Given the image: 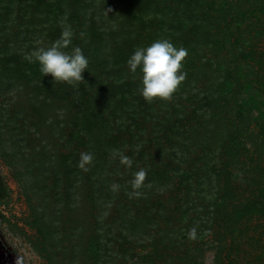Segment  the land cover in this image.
Listing matches in <instances>:
<instances>
[{"label":"rangeland","instance_id":"rangeland-1","mask_svg":"<svg viewBox=\"0 0 264 264\" xmlns=\"http://www.w3.org/2000/svg\"><path fill=\"white\" fill-rule=\"evenodd\" d=\"M262 5L264 0H165L162 6L170 7L173 14L155 10L156 15L150 12L147 17L136 4L141 20L135 27H147L144 35L157 36L149 46L160 39L173 43L170 35L180 22L207 29H201L198 37L190 31L181 34L175 47H182L185 39L191 43L183 64L186 80L170 102L159 100L154 109V102L149 103L156 114L153 123H179L187 135L186 144L177 148L181 153L169 150L168 145L165 149L169 151L160 152L153 124L144 122L139 125L147 129L145 138L153 141L148 155L154 158L138 160L140 130H134L132 137L121 132L119 138L132 145L133 149L123 153L133 164L128 168L119 161L110 169V177H105L109 183L97 186L106 190L98 201L90 186L80 190L71 185L74 179L62 168L67 154L81 146L75 122L59 114L66 130L54 136L32 89L21 92L11 85L0 87L1 264H16L18 254L25 257V264H264ZM71 6L63 18L70 19L71 11L77 10L72 1ZM122 7L117 15H128ZM14 9L12 19L17 5ZM32 11L37 16L32 20L39 22L36 8ZM95 22L89 19L82 27L102 26ZM121 27H115L116 31ZM22 28L14 27L17 33L0 38V53L13 47L10 41L15 42L20 31L27 41L41 37V43H51L46 32L39 36ZM207 33L214 36L205 40ZM218 35L221 48L215 44ZM117 41L122 45L130 40L120 37ZM132 42L125 52H131ZM138 81H142L141 72ZM53 103L49 110L45 107L51 120L61 105L72 117L76 112L71 102L62 103L55 97ZM217 113L220 121L213 118ZM206 127L219 134L207 139ZM221 134L229 136L225 145L220 142ZM224 147L231 152L225 153ZM204 165L210 169L192 180L191 189L180 186L174 175L168 184L164 182L165 172L200 171ZM140 168L147 170L145 185L138 197H130V181ZM113 183L120 185L119 191L108 193ZM193 227L197 238L190 240L188 232Z\"/></svg>","mask_w":264,"mask_h":264},{"label":"trees","instance_id":"trees-1","mask_svg":"<svg viewBox=\"0 0 264 264\" xmlns=\"http://www.w3.org/2000/svg\"><path fill=\"white\" fill-rule=\"evenodd\" d=\"M71 1L74 2L77 10L71 11L70 19L67 17L63 18L62 15H68L69 8L72 7ZM95 2L97 3V0H0V38L2 37L3 39L4 35H9L12 31L14 34L17 33L18 30L14 31V27H23L21 30L24 28L31 29L32 34L37 33L39 36L44 31L51 40V43L48 40L45 43H41V37H38L36 41H27V38H23V35L21 36L22 31H20L19 35H16L17 40L15 42L13 40L10 41L12 42L11 45H13L12 48L7 46L8 41H6L7 49L5 48V51L3 49L0 53V56H4L0 57V87L11 85L13 88H20L21 92L26 89H32L36 96L35 99L42 104L43 108L41 110L44 111L45 123L52 127L54 136L57 132L62 136L66 130L64 120H59L60 115L61 118L67 117L68 120L71 119L75 122V128L78 130L76 140L80 142L81 146L72 149V151L69 150L65 165L62 168L66 170L69 177L74 179L73 182L72 180L70 181L71 185L78 186L80 190L86 185L90 186L89 189L95 195V200L98 201L99 195L106 192L102 187L98 188V184L106 185L109 183L106 181L108 178L105 179V177H110L107 174H110V169L119 162L118 156L113 158L112 150L124 152L127 148L133 149L132 145L129 147L130 143L128 140L123 141V139L119 138L121 132L129 133L132 137L134 130H140V135L137 137L138 143H140V147L137 146L139 150L136 152L139 155L138 160L146 156H150V159L153 157L148 155L153 141L145 138L148 134L147 129L146 127H140L139 124L144 122L153 124L152 133L156 135L154 141L160 147V152L163 153L171 149L179 151L180 143L186 144L187 135H185L179 123L172 124L167 120L158 124L153 123L156 119L154 117L156 115L154 114L155 110L152 112L150 108L152 105L140 95L141 93H138L140 86H143L142 81H138L139 74L142 71L138 69L133 74L127 64L136 49L148 47L157 37L156 35H144L142 32L147 31V27H135V24L141 20L139 17L141 14L137 12L136 4L144 8V14L147 17L151 14L156 15L155 12L159 10H161L159 13L165 11L164 15H167L168 11L173 14L174 11L169 10L170 7L162 6L165 0H99L98 4ZM38 3L39 5H37ZM16 5L18 12L16 17L12 19V13ZM123 5L130 17L128 15H117L118 9ZM33 7L38 12L39 22L32 20V16H36V13L32 11ZM96 7L98 10H96ZM159 7L163 9H159ZM261 7L260 12L264 13L263 5ZM227 11L229 13V10ZM89 19L91 23L92 19H96V22H101L102 26L82 27L87 24L86 22ZM120 24L123 27L116 31L115 27ZM62 25L63 27L70 26L73 32L71 46L66 51L70 52L72 48L79 47L89 60V67L83 74L84 81L75 85L55 84L53 77L42 75L40 65L34 57L31 60L28 58L34 50L40 47L48 48L60 39L63 31ZM225 28L229 32L230 27L227 25ZM201 29L207 30L204 27H187V23L180 22L178 27L173 28L175 33L170 35L173 41L172 44L177 45L181 39V34L186 31H190L192 36L198 37L197 33ZM236 29L240 30V27H236ZM138 32L141 33L138 34ZM82 33L83 36L81 35ZM205 36V40H210L214 35L207 33ZM219 36L215 40V44L221 48L223 41L219 39ZM120 37L130 41H124L122 45H119L120 42L117 40ZM132 40L134 43L132 42L131 52H125V47L130 46L129 44ZM184 42L185 44L182 47L187 49V46H190L191 43L189 44L186 39ZM7 50L8 52H6ZM56 85H58V88H56V92H53ZM224 88L227 89L224 86L223 92ZM69 89L70 92L68 93ZM55 97L62 103L67 102L69 104L71 102L76 111L73 117L67 112V107L63 105H61L62 107L53 120L47 117L46 111L48 108L53 107ZM159 102V100H156L154 104L152 103L153 109L157 108L156 106ZM154 105L156 106L154 107ZM213 118L216 121H220L219 113L214 115ZM56 120L59 121V124L55 122ZM167 124L168 126H166ZM206 128L207 139L213 140L216 134H219V131L211 129L213 128L212 126L211 128ZM168 136L173 137V143L171 139L167 140ZM221 136L220 142L223 145L227 144L226 138L229 136H223L222 134ZM210 140L209 142H211ZM192 142L196 143L194 139ZM235 142V140L232 139L231 141L230 139V144L233 143L235 145ZM166 145L172 148L168 147L169 150H166ZM227 147H224V152L229 154L231 150L229 151ZM82 152H90L94 156V160L88 166L89 170L86 172L77 166ZM162 166L168 168V165L165 166L163 164ZM154 168L156 167L154 166ZM209 169L208 165H204L200 171L178 169L172 172H165L164 182L168 184L173 179L171 176L174 175V179L179 180L180 186H186L191 189L193 186L192 180L200 176L201 172L205 173ZM57 173H59V170ZM90 250L93 252L92 248Z\"/></svg>","mask_w":264,"mask_h":264},{"label":"clouds","instance_id":"clouds-1","mask_svg":"<svg viewBox=\"0 0 264 264\" xmlns=\"http://www.w3.org/2000/svg\"><path fill=\"white\" fill-rule=\"evenodd\" d=\"M63 27V25H62ZM83 36V33L81 34ZM73 32L70 26L63 27L61 38L50 47H40L34 50L28 57H34L40 65V71L44 76H51L56 83L75 85L84 81V73L89 67V60L84 56L79 47L66 51L71 46ZM189 53L184 47L177 48L169 40L160 39L146 48H138L127 61L131 73L138 69L142 71L141 94L148 103L156 100L170 102L178 92L180 86L186 80L187 73L183 71V64ZM113 158L119 157L121 165L132 167V159L118 150H112ZM94 156L90 152H82L78 168L89 170ZM147 178V170L140 168L130 181L132 191L130 197H138L140 189L144 187ZM120 185L113 183L111 190L119 191ZM188 238H197V228L193 227L188 232ZM16 264H25V257L18 254Z\"/></svg>","mask_w":264,"mask_h":264},{"label":"bare ground","instance_id":"bare-ground-1","mask_svg":"<svg viewBox=\"0 0 264 264\" xmlns=\"http://www.w3.org/2000/svg\"><path fill=\"white\" fill-rule=\"evenodd\" d=\"M2 259H3V257H2V255H1V253H0V264H1Z\"/></svg>","mask_w":264,"mask_h":264},{"label":"flooded vegetation","instance_id":"flooded-vegetation-1","mask_svg":"<svg viewBox=\"0 0 264 264\" xmlns=\"http://www.w3.org/2000/svg\"><path fill=\"white\" fill-rule=\"evenodd\" d=\"M2 260H3V259H2ZM9 261H10V262H12V261H13L11 257H9Z\"/></svg>","mask_w":264,"mask_h":264}]
</instances>
